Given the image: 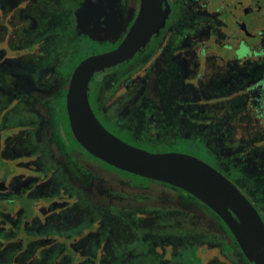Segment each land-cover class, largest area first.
<instances>
[{
    "label": "flooded vegetation",
    "instance_id": "1",
    "mask_svg": "<svg viewBox=\"0 0 264 264\" xmlns=\"http://www.w3.org/2000/svg\"><path fill=\"white\" fill-rule=\"evenodd\" d=\"M85 3L0 0L4 256L28 240L33 214L49 213L48 206L36 210L39 202L52 209L68 205L60 199L73 173L57 151H63L58 144H63L68 119L70 79L83 60L122 43L142 0H89L82 13ZM167 8L164 26L145 47L93 75L92 110L109 132L134 147L207 163L238 188L264 221V0H166ZM63 36L68 41L60 48ZM71 162L75 170L73 156ZM150 222L156 220L148 217L145 223ZM225 227L194 235L190 240L195 242L182 249L162 248L158 261L185 264L181 256L187 251L201 264H254ZM172 238L152 237L154 244Z\"/></svg>",
    "mask_w": 264,
    "mask_h": 264
},
{
    "label": "rangeland",
    "instance_id": "2",
    "mask_svg": "<svg viewBox=\"0 0 264 264\" xmlns=\"http://www.w3.org/2000/svg\"><path fill=\"white\" fill-rule=\"evenodd\" d=\"M67 41L66 36L61 37L60 48ZM90 47L91 53L96 51L92 43ZM66 125L63 144H58L63 151L57 153L73 173L60 199L68 205L52 209L39 202L36 210L48 206L49 213L33 214L28 240L21 241L22 246L9 255H3V248L0 264H161L162 248L182 249L195 242L190 240L194 235L218 233L220 225L224 226L186 193L110 169L92 158L72 142ZM72 156L78 162L75 170ZM148 217L156 223H145ZM192 222H197L194 228ZM154 236L173 238L170 243L154 244ZM198 245L213 249L200 240Z\"/></svg>",
    "mask_w": 264,
    "mask_h": 264
},
{
    "label": "water",
    "instance_id": "3",
    "mask_svg": "<svg viewBox=\"0 0 264 264\" xmlns=\"http://www.w3.org/2000/svg\"><path fill=\"white\" fill-rule=\"evenodd\" d=\"M165 1L142 0L141 12L122 43L112 51L86 58L75 69L66 96L71 133L92 157L117 170L183 190L199 200L223 221L250 262L264 264V221L235 185L193 156L152 153L124 142L100 123L90 105L88 91L93 75L131 59L149 43L165 24Z\"/></svg>",
    "mask_w": 264,
    "mask_h": 264
},
{
    "label": "trees",
    "instance_id": "4",
    "mask_svg": "<svg viewBox=\"0 0 264 264\" xmlns=\"http://www.w3.org/2000/svg\"><path fill=\"white\" fill-rule=\"evenodd\" d=\"M66 123H67V129H68V133H69V135H70V137H71V140H72V142L77 146V147H79L81 150H83L86 154H88L77 142H76V140H75V138L73 137V135H72V133H71V130H70V126H69V122H68V119H66ZM88 155H90V154H88ZM105 164V166H107L108 168H110V169H113V170H116V171H120V170H117V169H115L114 167H112V166H110V165H108V164H106V163H104ZM121 173H124V174H127V175H132V174H129V173H126V172H123V171H120ZM132 176H134V175H132ZM135 177H137V176H135ZM144 179V178H143ZM146 180H148V179H146ZM68 250V249H67ZM68 251H70V250H68ZM192 254L193 253H188L187 251H185L184 252V254L181 256V261L182 262H184L185 264H201V262H200V260H193L192 259Z\"/></svg>",
    "mask_w": 264,
    "mask_h": 264
}]
</instances>
